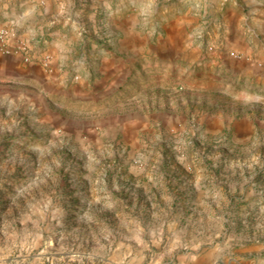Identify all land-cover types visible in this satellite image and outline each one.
Returning <instances> with one entry per match:
<instances>
[{
  "label": "rangeland",
  "instance_id": "rangeland-1",
  "mask_svg": "<svg viewBox=\"0 0 264 264\" xmlns=\"http://www.w3.org/2000/svg\"><path fill=\"white\" fill-rule=\"evenodd\" d=\"M63 1L53 77L0 73V264H264L257 20L158 0L149 37L147 0ZM16 3L0 0V28L29 64L44 40L13 24Z\"/></svg>",
  "mask_w": 264,
  "mask_h": 264
},
{
  "label": "crops",
  "instance_id": "crops-1",
  "mask_svg": "<svg viewBox=\"0 0 264 264\" xmlns=\"http://www.w3.org/2000/svg\"><path fill=\"white\" fill-rule=\"evenodd\" d=\"M217 1L220 3L223 2V0ZM232 1L234 4L239 3L241 8L247 7L245 14L257 20V24H260L256 29L258 31L257 33L264 34V0ZM86 5L94 8L95 12L97 11L98 6L95 0H89V3ZM15 6L20 9L21 15L13 24L16 25L18 29H27V33L24 34L25 37L28 34V38H31L33 35H38L41 39L43 38L44 48L35 52L32 51V62L29 64L23 63L19 55L0 56V73L4 78L8 79L32 78L39 81L50 79V77L53 76L47 73L45 68L41 65V60L46 57V55H51V67L52 70H54L59 66L60 59L58 52L66 48L67 44L69 47L71 45V42L64 44V42L57 40L54 43L53 40L54 35H60V33H63L61 31H64L62 28L63 26H58L57 23H59L58 16L63 12L66 3H64L63 0H43V2H41V0H17ZM25 13H29V15L25 16ZM227 29L230 30L229 25H227ZM247 29L255 33L254 27L247 26ZM227 33L229 35V32ZM233 38L231 42L227 41L226 43L238 47L239 41L237 40L241 41V35L236 34ZM261 45L264 51V41H261Z\"/></svg>",
  "mask_w": 264,
  "mask_h": 264
},
{
  "label": "clouds",
  "instance_id": "clouds-1",
  "mask_svg": "<svg viewBox=\"0 0 264 264\" xmlns=\"http://www.w3.org/2000/svg\"><path fill=\"white\" fill-rule=\"evenodd\" d=\"M43 2V0H41ZM135 3V0H133ZM157 2L158 0H147V4L141 3L139 6V15L144 19L138 22V26L147 31V35L149 37L153 36L156 32V24L154 20L150 19L155 16L157 11ZM215 3V0H180V4L184 7L185 10L193 18H204L210 14L212 5ZM29 13H25V16H28ZM150 24L152 25L150 27ZM121 27H125V25H121ZM200 25H197L199 28ZM264 99V97H261Z\"/></svg>",
  "mask_w": 264,
  "mask_h": 264
},
{
  "label": "built area",
  "instance_id": "built-area-1",
  "mask_svg": "<svg viewBox=\"0 0 264 264\" xmlns=\"http://www.w3.org/2000/svg\"><path fill=\"white\" fill-rule=\"evenodd\" d=\"M19 55L25 62L30 60L27 44L12 30L0 28V56Z\"/></svg>",
  "mask_w": 264,
  "mask_h": 264
}]
</instances>
